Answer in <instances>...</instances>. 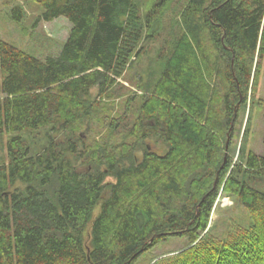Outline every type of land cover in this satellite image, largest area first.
I'll list each match as a JSON object with an SVG mask.
<instances>
[{
  "label": "trees",
  "instance_id": "1",
  "mask_svg": "<svg viewBox=\"0 0 264 264\" xmlns=\"http://www.w3.org/2000/svg\"><path fill=\"white\" fill-rule=\"evenodd\" d=\"M30 1L42 9L37 21L63 17L71 30L44 60L0 41V135L10 134L0 163V264H135L171 238L185 243L156 264H261L264 192L249 181L264 178V154L243 156L240 147L232 166L222 138L245 109L256 56L264 59V0H185L133 122L119 141L112 138L126 116L89 144L76 130L95 117L97 99L122 95L125 73L141 44L160 35L172 0H156L144 17L137 0ZM22 16L12 9L14 22ZM44 130L41 148L22 135ZM50 132L62 133L63 145ZM150 138L165 152L145 145ZM71 156L91 167L78 171ZM220 191L248 211L255 240L209 232Z\"/></svg>",
  "mask_w": 264,
  "mask_h": 264
},
{
  "label": "rangeland",
  "instance_id": "2",
  "mask_svg": "<svg viewBox=\"0 0 264 264\" xmlns=\"http://www.w3.org/2000/svg\"><path fill=\"white\" fill-rule=\"evenodd\" d=\"M156 0H137L140 13L144 17ZM185 0H172L162 17V30L160 35L153 41H144L141 45L143 52L138 59H134L133 65L127 71L121 81L124 89L120 91L121 96L111 99H97L100 106L94 110L95 117L91 121H85L76 130V136L83 143L101 142L109 136L110 126L126 116V121L121 123V136L113 135L112 142H117L125 134L122 130L131 124L136 116V106L140 98L146 93L145 90H152L154 83L153 75L159 68L158 51L169 41H172L179 32V16L183 10ZM18 7L22 11V19L16 23L12 20V9ZM42 13V9L35 2L30 0H0V41H5L24 53L39 60H44L48 56H56L66 42L71 24L63 17L45 22L37 21ZM168 40L165 43V40ZM206 43V42H205ZM208 45V44H207ZM3 75L0 72V79ZM247 102L244 111H241L239 121L231 131H226L222 141L226 148V154L231 160L232 166L239 163L238 151L243 149V156L248 152L264 154L263 134H264V59L259 60L256 56L252 76L247 87ZM96 96V90H92V97ZM46 132L49 130L22 134L35 147V143L40 148L47 142ZM51 133V132H50ZM230 133V139L226 137ZM114 134V133H113ZM118 134V131L117 133ZM56 142L63 145L62 133H51ZM10 134L0 135V163L7 162L5 144ZM155 152L162 154L165 146L160 144L155 138L144 141ZM141 149H136L134 156L141 157ZM74 168L78 171H86L91 167L87 160L84 162L80 157H69ZM113 178L108 177L106 183L113 182ZM250 185L264 192V178L252 179ZM107 189L104 195L107 194ZM99 213V206L91 214V218L86 225L82 239L87 246L91 242V226L93 220ZM251 219L248 211L244 209L235 197L219 192L215 200L208 225L209 232L217 238L228 240L230 235L241 240L244 235L246 240H255V235L251 236ZM247 233V234H246ZM253 234V233H252ZM185 239H167L156 244L150 251L143 254L135 264H156L161 260H168L179 253V248L183 246ZM264 247V242L263 245ZM264 250V248H262ZM264 253V251H263ZM264 260V259H263ZM264 264V261L261 262Z\"/></svg>",
  "mask_w": 264,
  "mask_h": 264
},
{
  "label": "water",
  "instance_id": "3",
  "mask_svg": "<svg viewBox=\"0 0 264 264\" xmlns=\"http://www.w3.org/2000/svg\"><path fill=\"white\" fill-rule=\"evenodd\" d=\"M228 140H229V138H228Z\"/></svg>",
  "mask_w": 264,
  "mask_h": 264
}]
</instances>
